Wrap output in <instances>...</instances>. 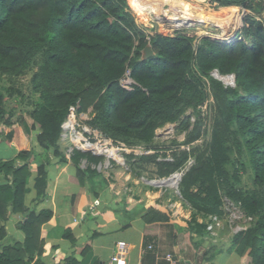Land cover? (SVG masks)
<instances>
[{
	"label": "trees",
	"instance_id": "16d2710c",
	"mask_svg": "<svg viewBox=\"0 0 264 264\" xmlns=\"http://www.w3.org/2000/svg\"><path fill=\"white\" fill-rule=\"evenodd\" d=\"M243 1H249L246 6L254 14L245 20L242 39L238 35L225 42L209 37L198 40L185 33L157 34L148 40L128 0H0V73L19 75L41 58L33 81V89L41 95L32 112V131L38 132L44 153L53 151L63 163L69 160L60 140L72 108L81 112L92 108L95 115L89 124L107 138L126 143H150L160 127L180 122L181 129L188 131L185 143L190 145L201 137L202 123L198 120L192 125L183 116L189 108L206 102L209 88L214 117L206 151L199 147L185 150L174 154L172 161L142 155L131 165L141 172L153 164L160 179L186 168L178 184L179 194L206 218L187 229L195 230L202 239L205 236L207 242L214 239L207 230L209 216L221 218L224 213L221 187L226 186L227 194L257 217L249 228L234 235L227 252L248 254L251 264H264V193L245 195L229 188V144L237 147L240 156L247 153L255 181L264 187V23L256 17L264 13V0H224L222 4ZM148 44L155 54L143 61L142 51ZM128 68L136 82L130 90L120 82ZM216 71L222 76L235 75V86L214 77ZM4 99L0 92V136L13 141L17 125L30 135L25 120L15 124L4 118ZM80 148L84 150L83 143ZM35 154L33 149L22 150L16 159L28 160ZM193 155L195 164L186 167ZM86 156L74 150L70 161L77 171L70 180L77 184L88 180L96 186L95 174L79 164ZM15 162L0 163V174L13 176L12 185H0V217L8 218L9 206L12 212L22 213L18 227L25 241H10L2 226L0 264H45L41 260L45 247L42 231L53 213L37 212L24 204L31 170L28 163L15 166ZM241 168L246 169L243 163ZM37 172L41 200L48 185L46 165ZM143 220L146 224L168 223L172 215L155 204ZM222 252L218 247L209 258Z\"/></svg>",
	"mask_w": 264,
	"mask_h": 264
},
{
	"label": "rangeland",
	"instance_id": "374dc122",
	"mask_svg": "<svg viewBox=\"0 0 264 264\" xmlns=\"http://www.w3.org/2000/svg\"><path fill=\"white\" fill-rule=\"evenodd\" d=\"M182 1L175 0L174 2L178 3V6L181 8L186 9L184 11L192 14L194 12L197 15L196 17H200L201 21V18L204 19L201 24L193 25L191 31H186L189 36H195L198 40L209 37L215 40L230 42L238 37V35L242 39L241 34L245 27V20L248 15L254 14L246 6V3H249V1H243V3L234 5L222 4L224 8L222 10H216L215 12H210L204 7L192 10L189 5L182 3ZM146 2L142 0L137 3L138 5H134L128 0L133 15L138 21V24L143 28H148L145 25L149 26L150 18L144 14L143 7H145ZM154 2L156 1L153 0ZM228 6L232 8H227ZM229 15H232L231 18ZM222 16L226 17L222 19ZM256 17L264 23V13L256 15ZM149 31L154 35H166L163 28L160 31H156L155 29ZM247 43H250V41ZM40 60L41 58H38L29 68L19 75L0 73V92L5 96V119L11 118V120L21 121L22 119L28 118L32 120V112L37 106L41 95L40 92H36L33 89L34 76L39 70ZM226 78L228 79H223V82L225 84H231L233 81L232 78ZM208 92V98L203 105L196 108H189L183 116V118L188 117L192 125L198 120L202 123L201 137L190 145L185 143L188 131L181 129L180 122L167 123L160 127L156 131L153 141L150 143L138 144L132 141L126 143L124 141H115L107 138L89 124L95 115L92 108H89L86 112L72 108L68 119L64 123V137L60 141V147L70 157L73 156L75 149L87 153V156L83 157L79 161V164L85 170L95 174L93 181L98 186L106 187L115 183L120 187V191L124 195L135 194L138 196L139 193H143L144 195L145 192L150 191L152 194L159 195L158 198H155L156 204L165 211H169L176 221L181 220L187 226L190 224L195 227L197 224L204 222L206 218L194 211L182 199L177 190L180 177L179 173L186 168L175 172L169 177L160 179L155 174L156 168L153 164L147 165V170L141 172L134 170L131 164L142 155H156L158 160L172 161L174 160V154L185 150L189 151L199 147L202 151H206L211 140L214 117V97L210 93L209 88ZM82 137L90 142L86 141L84 143ZM81 143H83L84 150L80 148ZM130 155L133 157L130 158ZM229 155L231 159V163L228 165V171L230 173L229 188L239 190L245 195H263L264 187L256 183L254 168L247 153L244 152L240 156L237 147L229 144ZM242 163L246 167L245 170L241 168ZM194 164L195 156L193 155L190 157L186 167ZM237 170H239V177L235 179L233 175ZM170 179L176 181L175 186L174 182L166 184ZM221 197L224 213L221 218H218L217 236L212 239V242L209 240L207 242L205 236L202 239V237L195 233V230H191L189 232L190 235L187 234L188 244L192 250H194L197 242L202 240L203 243L199 249L202 264H209L205 260L210 259L209 257L216 248L221 247L223 252L228 251L234 235L249 228L257 218L256 216L254 217L248 214L241 203L232 199L227 194L226 186L224 185L221 187ZM247 217H252L253 220L249 221Z\"/></svg>",
	"mask_w": 264,
	"mask_h": 264
},
{
	"label": "crops",
	"instance_id": "0c3cea01",
	"mask_svg": "<svg viewBox=\"0 0 264 264\" xmlns=\"http://www.w3.org/2000/svg\"><path fill=\"white\" fill-rule=\"evenodd\" d=\"M25 120L31 129L28 135L21 125H17L13 141L0 136V163L15 160V166L29 164L31 176L24 204L35 209L50 210L53 217L43 226L42 238L45 240V264H106L116 252L118 242L127 244L128 264H202L197 242L194 250L188 244L187 224L181 220L168 223L146 224L143 216L150 206L156 204L157 196L150 191L138 196L124 195L117 184L106 187L77 184L70 180L76 175V167L71 157L64 151L68 163L61 162L53 151L44 153L40 146L37 131H32L34 120ZM18 124V120H13ZM65 130V129H64ZM62 134L61 140H63ZM60 140V141H61ZM35 151L28 160L16 159L22 150ZM49 160V162H47ZM46 165L48 185L43 199L38 200L36 189L37 168ZM81 168H83L81 166ZM84 169V168H83ZM11 174H0V185H12ZM95 188V190H94ZM159 207V206H158ZM162 211L163 208L159 207ZM8 218L0 217L8 238L17 242L25 241V234L18 227L23 215L12 212L9 206ZM188 234V235H187ZM170 258V260L168 259ZM248 254L239 256L235 252H222L214 259L205 260L209 264H251Z\"/></svg>",
	"mask_w": 264,
	"mask_h": 264
},
{
	"label": "built area",
	"instance_id": "2783aa9c",
	"mask_svg": "<svg viewBox=\"0 0 264 264\" xmlns=\"http://www.w3.org/2000/svg\"><path fill=\"white\" fill-rule=\"evenodd\" d=\"M141 1L142 0H139V2ZM145 1L147 2L145 3V7H143V10L145 11L144 14L150 17L149 26L145 25L148 28H143L142 26H140V24H138L137 20L136 22L140 27L144 29L145 33L147 34L148 40H150L152 36H155L149 31L152 29H155L156 31H160L161 28H163L165 30L164 32L166 33L165 36H173L178 33L187 34L186 31H191L193 29L192 28L193 25L202 23L201 20L200 21L195 20V22L192 23L191 19H189L190 17L187 18L185 14L183 15L179 12L174 11L175 9H178L177 7L173 6L174 5L173 1L175 0H154L156 1L154 3L153 0H145ZM222 1L223 0H183L182 3L189 5L192 10L196 8L204 7L210 12H215L216 10H222L224 8L222 7ZM227 8H232V7L228 6ZM120 82L121 85L128 90L132 89L133 85L136 84V82L132 78V71L130 68L126 70ZM82 140L84 143H86V141H89L84 137H82ZM247 219L249 221L253 220L252 217H247ZM218 225H219L218 217L209 216L207 230L214 238L217 236ZM127 255H128L127 244L122 241L118 242L114 256H112V258L109 261H107L106 264H128ZM168 259L170 260L169 257Z\"/></svg>",
	"mask_w": 264,
	"mask_h": 264
},
{
	"label": "bare ground",
	"instance_id": "6f19581e",
	"mask_svg": "<svg viewBox=\"0 0 264 264\" xmlns=\"http://www.w3.org/2000/svg\"><path fill=\"white\" fill-rule=\"evenodd\" d=\"M131 1V3L132 4H134V5H138L137 3H139V0H130ZM173 3H174V5L173 6H175V7H177L178 9H175L174 11H176V12H179V13H181V14H185L186 16H187V18H189V19H191V21H192V23H194L195 22V20H198V21H200V17H196L197 15L193 12V14L192 13H189L188 11H184V10H186V9H183V8H181L180 6H178V3H176V2H174L173 1ZM179 13H177V14H179ZM226 16H228V15H226ZM226 16H222V19L223 18H225ZM230 16V18H231V16L232 15H229ZM185 18V17H184ZM229 18V17H228ZM202 19V21H204V19L203 18H201ZM205 19H207V18H205ZM208 20H210V19H208ZM204 24V23H203ZM206 27V26H205ZM219 77H221L222 79H228V78H224V77H222V76H219ZM231 79V78H230ZM180 174V173H179ZM180 178V177H179ZM171 182H174V186L176 185V181L174 180V179H170V181H167L166 182V184H169V183H171ZM163 187V186H162Z\"/></svg>",
	"mask_w": 264,
	"mask_h": 264
},
{
	"label": "water",
	"instance_id": "95a60500",
	"mask_svg": "<svg viewBox=\"0 0 264 264\" xmlns=\"http://www.w3.org/2000/svg\"><path fill=\"white\" fill-rule=\"evenodd\" d=\"M154 54L155 53H154V51L152 49V46L150 44H148L142 51V60L145 61V60L149 59L150 57L154 56ZM219 76H222V75H220L218 72L214 75V77H216L217 79L223 81V79L221 77H219ZM222 77H224V78H226V77L232 78V80H233L232 83L231 84H227V85L235 86V75H228V76H222ZM182 174L183 173L180 172L179 181L181 180ZM178 192H179V190H178Z\"/></svg>",
	"mask_w": 264,
	"mask_h": 264
}]
</instances>
